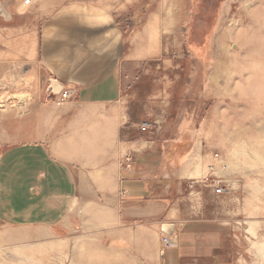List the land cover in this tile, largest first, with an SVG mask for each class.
<instances>
[{
  "label": "crops",
  "instance_id": "crops-1",
  "mask_svg": "<svg viewBox=\"0 0 264 264\" xmlns=\"http://www.w3.org/2000/svg\"><path fill=\"white\" fill-rule=\"evenodd\" d=\"M26 2L0 0V89L21 69L40 88L0 114V243L21 264H211L221 161L169 91L168 3L126 37L139 0Z\"/></svg>",
  "mask_w": 264,
  "mask_h": 264
},
{
  "label": "rangeland",
  "instance_id": "rangeland-1",
  "mask_svg": "<svg viewBox=\"0 0 264 264\" xmlns=\"http://www.w3.org/2000/svg\"><path fill=\"white\" fill-rule=\"evenodd\" d=\"M34 1L51 14L99 0ZM166 2L169 91L176 99L188 92L182 108L187 104L189 115L206 120L205 144L221 161L222 174L212 178L225 189L217 202L221 230L211 264H264V0H139L116 11L126 37ZM24 71L14 76L12 91L0 89V114H19V99L40 90L28 85ZM19 246L1 242L0 264H21Z\"/></svg>",
  "mask_w": 264,
  "mask_h": 264
},
{
  "label": "built area",
  "instance_id": "built-area-1",
  "mask_svg": "<svg viewBox=\"0 0 264 264\" xmlns=\"http://www.w3.org/2000/svg\"><path fill=\"white\" fill-rule=\"evenodd\" d=\"M26 3H29V1H27ZM69 97V92H63L61 95V99L62 100H66ZM152 130V125L149 122H144L141 125V131L142 132H150ZM204 184L210 185L213 189H214V193L217 196H220L224 193V185L221 184V181L218 180H214L212 178H206L203 181ZM163 246L166 250H172V249H176L178 247V243L174 238L171 237H164L163 239Z\"/></svg>",
  "mask_w": 264,
  "mask_h": 264
}]
</instances>
